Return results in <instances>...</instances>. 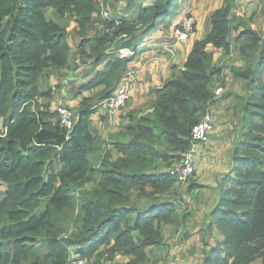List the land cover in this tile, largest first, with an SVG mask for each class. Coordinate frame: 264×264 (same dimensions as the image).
I'll return each instance as SVG.
<instances>
[{"label":"trees","instance_id":"obj_1","mask_svg":"<svg viewBox=\"0 0 264 264\" xmlns=\"http://www.w3.org/2000/svg\"><path fill=\"white\" fill-rule=\"evenodd\" d=\"M176 1L158 0L140 11L138 25L147 26L143 35L156 30L158 19L175 16L171 9ZM101 4L102 0H0V181L8 185L0 201V264H68L74 257L92 258L105 245H111L112 255L142 258L148 247L161 245L163 226L178 222L177 207L160 203L144 212L119 207V189H171L176 180L168 171L150 172L161 163L178 161L191 148L193 127L218 101L213 83L222 68L214 61V50L228 51L244 39L260 51L263 46V56L245 76L243 133L237 137L233 167L221 182V197L207 228L209 235L217 233L222 240L204 264H264V36L250 27L234 38L228 0L212 13L211 30L195 41L182 74L158 90L149 118L129 128L132 140L120 148L125 156L106 174L114 183L111 196L107 190L104 200L84 207L78 234L61 238L52 230L55 218L71 203L73 186L98 174L94 159L102 142L92 128L97 110L88 99L72 131L54 122L56 114L48 106L35 109L42 75L51 67H66L72 51L68 32L48 20L46 11L74 14L85 31ZM104 24L110 32L93 41L94 50L126 35L118 51L130 49L134 57L140 40L134 35L137 24L115 19ZM132 57L98 52L95 66L105 68L77 87L78 94L103 87L104 101L120 85ZM158 134L165 150L157 149ZM40 234H46L45 241L37 247Z\"/></svg>","mask_w":264,"mask_h":264},{"label":"rangeland","instance_id":"obj_2","mask_svg":"<svg viewBox=\"0 0 264 264\" xmlns=\"http://www.w3.org/2000/svg\"><path fill=\"white\" fill-rule=\"evenodd\" d=\"M157 1L102 0V4L99 6V13L95 15L94 22L85 31H82L78 26L77 18L74 14L61 16L53 9L46 11L48 20L58 23L68 32L72 51L70 61L66 67H51L42 75L38 86L35 109H45L48 106L49 111L53 113L57 106L62 104L78 114L84 99H88L93 107H95V110H97V115L95 114L96 117L93 122L98 125L100 123L101 125L97 130L95 127L93 128L92 122V128L99 134L102 142V149L94 159L98 174L92 176L90 181L84 185L77 184L73 186L72 199L69 207L65 208L55 218L52 226V230L61 238L71 237L72 234H78L81 231L84 207L86 205L104 200L102 194L106 193L107 190H110L109 196H111L114 183L111 179L106 178V174H109V170H113L117 161L125 156L120 152V148L122 144H127L132 140L129 128L143 119L149 118L153 106L156 103H146L139 108L129 110L131 100L116 120L113 123H108L104 116L103 102L100 100V94L103 90L102 87L90 91H83L78 94L77 87L93 80L96 73L104 68V65L95 66L98 52L106 56L112 55L113 53L119 56L120 50L118 51V48L126 39L125 36H120L113 42L100 47V50H94L92 46L93 41L97 40L106 32H110L107 29V25L104 24V21L107 20L103 17L102 13L108 11L111 14V20H123L134 23V25L137 24L134 35L143 38L150 36L151 33H146V36L143 35L146 32L147 26L142 24L138 25L140 11L153 7ZM183 1L189 3V1L194 0L176 1L171 12L176 13L180 10L179 7ZM228 1L231 4L233 0ZM238 1L240 2V0ZM251 4L248 3L247 6L245 4L235 5L234 11L231 12L230 19L233 22L234 38L238 37L239 32L250 27L257 29L259 34L264 36V0L260 5L252 6ZM245 10L246 12L244 13ZM233 20L237 22L234 23ZM165 21L158 19L156 30ZM166 26L168 29L169 26ZM170 33H167V36H170ZM83 42L85 45L81 46ZM259 53V48L251 47L250 43L245 39L233 44L228 51H214V61L222 68V74L217 76L213 83L214 93L218 101L216 106L212 107L209 112L214 117L217 135L221 134V128L223 126L228 127L225 134L228 135L227 139L231 140V142L230 146L227 141L221 148L224 152L233 148V138L239 136L238 132L242 126L243 117L242 108L245 105L243 98L248 94V80L245 76L250 75L251 69L254 68L252 64ZM132 56L133 54L127 58ZM217 113L220 114L218 115ZM241 129L240 135L242 136L243 128L241 127ZM214 136H216L215 133ZM157 138V149L165 150L166 145L164 139L159 134ZM217 153L219 154V152ZM174 163H161L158 169L150 172V174L159 172L166 173ZM189 180L183 184L177 183L176 181L171 186V189L169 187L167 189L156 190L148 186L144 191H140L139 187L136 186L120 187L119 191L121 194L116 197V200H121L122 205H118L119 207L123 206L136 212H144L153 205L155 206V204L173 203L178 209V222L175 225L163 226L161 245L148 247L142 258L125 256L123 254L112 255L110 253L111 245H105L100 248L95 256L87 259L86 264H170L172 262L176 264H204L205 257L209 253L210 248L216 246L220 240L217 237V233L212 234V238L209 239L207 237L208 234L204 235L203 231H200L197 235L191 229L188 230V221L190 222L192 220L193 222L198 216L196 198L191 196V199H189L188 196L187 184ZM7 189L8 185L0 181V201L5 198ZM192 200L194 201L191 202ZM46 204L47 201H44L42 210H44ZM194 204L196 206L195 210L193 209ZM193 223L195 225L197 224L195 221ZM45 236L46 234H40L36 237L37 247L43 245ZM254 264L261 263L260 261H256Z\"/></svg>","mask_w":264,"mask_h":264},{"label":"crops","instance_id":"obj_3","mask_svg":"<svg viewBox=\"0 0 264 264\" xmlns=\"http://www.w3.org/2000/svg\"><path fill=\"white\" fill-rule=\"evenodd\" d=\"M226 1L194 0L189 1V3L183 1L179 7L180 10L175 13L174 17L166 19L165 23H162L150 36L143 37L144 39L139 38L137 54L132 57L128 64V70L120 82V84L130 83L133 88V98L129 110L139 108L146 103L156 102L157 91L161 90L167 82L182 74L187 57L192 51L195 41L206 38L211 30L210 17L212 13L223 7ZM260 1L240 0L239 2L238 0H233L231 12L234 11L235 5L245 4L247 6L248 3H252V6L260 5ZM187 13H192L197 19L196 32L188 41L178 43L173 34L174 26L179 24ZM166 25L169 26L168 29ZM167 33H170V36H167ZM113 54L116 55V53ZM149 100L152 101L149 102ZM217 114L219 115L220 113ZM96 115L92 116V122ZM94 127L98 130L101 125L93 122ZM227 128L223 126L221 134L217 135V127L215 125L210 142L201 147L200 155L196 161V173L187 184L189 199H191V196L196 198L194 200L198 209L197 219L193 220L197 224L195 225L192 220L188 221V230L191 229L197 235L200 231H203L204 235L208 234L207 228L210 223V214L221 197V182L233 167L232 154L237 146V137L233 138V148L228 149L226 152L221 149L227 141L230 146L231 140L227 139L228 135L225 134ZM214 133L216 136H214ZM238 133V135L241 134V127ZM193 209H196L195 204ZM207 237L211 239L212 235L208 234ZM217 237L220 241L222 240L219 235Z\"/></svg>","mask_w":264,"mask_h":264},{"label":"built area","instance_id":"obj_4","mask_svg":"<svg viewBox=\"0 0 264 264\" xmlns=\"http://www.w3.org/2000/svg\"><path fill=\"white\" fill-rule=\"evenodd\" d=\"M106 20H111V14L108 11L102 13ZM117 24H120L117 21ZM197 27V19L192 13H187L179 24L174 26V38L178 43L188 41L194 34ZM126 37V35H123ZM133 51L130 49L120 50L119 57L127 58ZM133 98V88L130 83H122L113 92L111 96L106 98L103 102L104 116L106 122L113 123L122 110L129 104ZM56 118L55 123H59L61 127L72 131L78 121V114L69 109L67 106L59 104L55 109ZM215 130L214 117L211 113H207L200 122L193 127L191 136V148L183 152L178 161H176L168 170L170 175L177 181V183H186L196 173V161L200 155L201 147L210 142L211 135ZM86 259L74 257L68 264H86ZM170 264H176L172 262Z\"/></svg>","mask_w":264,"mask_h":264},{"label":"water","instance_id":"obj_5","mask_svg":"<svg viewBox=\"0 0 264 264\" xmlns=\"http://www.w3.org/2000/svg\"><path fill=\"white\" fill-rule=\"evenodd\" d=\"M262 56H263V46L261 48V51H260L259 55L256 57L255 61L252 64V66L254 68H256L258 66V64L260 63V60L262 59Z\"/></svg>","mask_w":264,"mask_h":264}]
</instances>
